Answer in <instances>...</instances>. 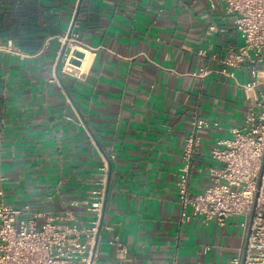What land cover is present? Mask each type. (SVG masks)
<instances>
[{
  "label": "crops",
  "instance_id": "obj_1",
  "mask_svg": "<svg viewBox=\"0 0 264 264\" xmlns=\"http://www.w3.org/2000/svg\"><path fill=\"white\" fill-rule=\"evenodd\" d=\"M73 28L89 57L79 77L59 65L60 37ZM244 41L212 0H0L6 202L90 228L108 160L109 228L95 264H232L245 218L182 221L177 182L193 122L212 124L191 173L199 193L222 165L212 149L233 137L256 100L242 86L253 79L249 65L230 64Z\"/></svg>",
  "mask_w": 264,
  "mask_h": 264
},
{
  "label": "built area",
  "instance_id": "obj_2",
  "mask_svg": "<svg viewBox=\"0 0 264 264\" xmlns=\"http://www.w3.org/2000/svg\"><path fill=\"white\" fill-rule=\"evenodd\" d=\"M212 1L225 7L244 36V44L233 53L230 64L249 65L253 79L242 86L247 93L256 92L257 97L243 124L232 130L233 137L212 149L213 157L222 165L210 168L211 185L199 193L192 191L191 173L194 158L200 153L201 132L212 124L203 119L193 122L177 182L182 221L224 224L232 217H244L245 241L232 264H264V78L260 77L264 72V0ZM60 40L63 47L67 44L62 72L81 76L73 72L75 65L71 63L76 50L85 52L78 34L73 28ZM102 170L100 189L89 209L97 214V220L90 228L58 224L55 217L44 212H24L7 203L0 190V264H95L101 231L109 228L102 223L108 160Z\"/></svg>",
  "mask_w": 264,
  "mask_h": 264
},
{
  "label": "water",
  "instance_id": "obj_3",
  "mask_svg": "<svg viewBox=\"0 0 264 264\" xmlns=\"http://www.w3.org/2000/svg\"><path fill=\"white\" fill-rule=\"evenodd\" d=\"M66 50H67V44H65L63 49H62L61 59H60L59 65L61 64V62L63 60V57L66 53ZM85 57H86V55L84 52H82L80 50H76L74 52V58H72L71 63L79 66L81 64V59H84Z\"/></svg>",
  "mask_w": 264,
  "mask_h": 264
},
{
  "label": "bare ground",
  "instance_id": "obj_4",
  "mask_svg": "<svg viewBox=\"0 0 264 264\" xmlns=\"http://www.w3.org/2000/svg\"><path fill=\"white\" fill-rule=\"evenodd\" d=\"M71 67H73L72 65H70ZM89 66V57L86 56L84 59H81V64L75 65V67H73V72L77 73L78 75H82L84 74L85 71H87Z\"/></svg>",
  "mask_w": 264,
  "mask_h": 264
}]
</instances>
